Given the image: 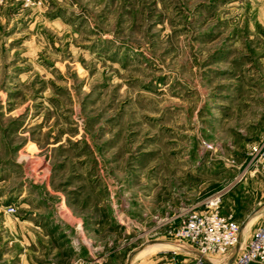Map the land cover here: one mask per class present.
Wrapping results in <instances>:
<instances>
[{"label":"rangeland","instance_id":"1","mask_svg":"<svg viewBox=\"0 0 264 264\" xmlns=\"http://www.w3.org/2000/svg\"><path fill=\"white\" fill-rule=\"evenodd\" d=\"M249 4L0 0V264H153L216 193L252 233L264 16Z\"/></svg>","mask_w":264,"mask_h":264},{"label":"built area","instance_id":"2","mask_svg":"<svg viewBox=\"0 0 264 264\" xmlns=\"http://www.w3.org/2000/svg\"><path fill=\"white\" fill-rule=\"evenodd\" d=\"M250 155L256 171L264 177V140L252 146ZM220 197L212 194L199 204L183 208L168 231L182 252L178 247L171 249L169 258L153 264H208L224 259L233 249L232 259L224 264H264V213L252 233L243 237L239 222L220 211Z\"/></svg>","mask_w":264,"mask_h":264},{"label":"crops","instance_id":"3","mask_svg":"<svg viewBox=\"0 0 264 264\" xmlns=\"http://www.w3.org/2000/svg\"><path fill=\"white\" fill-rule=\"evenodd\" d=\"M249 1L251 2V5L249 4L250 7L248 8V11H251L253 18L255 17V15H257L258 18L261 17V15L264 16V3L261 4V0H249ZM253 32L255 34L254 27H253ZM239 224L241 226V223H239ZM234 252H235V250L233 249V251L230 254H228L224 259H219L215 262L208 263V264H224L226 262H229V260L232 259Z\"/></svg>","mask_w":264,"mask_h":264}]
</instances>
